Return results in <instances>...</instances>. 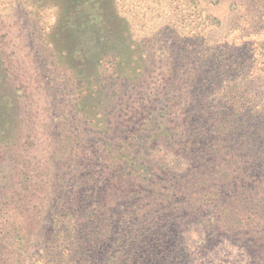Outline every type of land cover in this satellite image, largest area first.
Segmentation results:
<instances>
[{
	"label": "rangeland",
	"instance_id": "1",
	"mask_svg": "<svg viewBox=\"0 0 264 264\" xmlns=\"http://www.w3.org/2000/svg\"><path fill=\"white\" fill-rule=\"evenodd\" d=\"M54 1L0 0V264H255L224 217L192 205L217 121L240 129L264 103V0H113L125 42L106 55L92 16L82 41L64 37L86 4ZM82 148L100 187L79 201ZM152 198L168 202L148 218Z\"/></svg>",
	"mask_w": 264,
	"mask_h": 264
},
{
	"label": "trees",
	"instance_id": "2",
	"mask_svg": "<svg viewBox=\"0 0 264 264\" xmlns=\"http://www.w3.org/2000/svg\"><path fill=\"white\" fill-rule=\"evenodd\" d=\"M78 2L86 4V9L88 8L87 11L91 12V15L87 13L83 15L82 12L85 13L83 7L78 13L77 19L75 18L78 22L76 32L80 29L79 34L73 32L71 28L67 29L64 31L65 39L68 40L71 37V42L72 40L82 41L81 33L86 29L84 27V20L91 21L89 16H92L91 18L94 21L87 23L91 24L89 46L92 43L93 49L98 50V54L102 53L106 55L108 53L104 51L105 49L114 50L118 43L122 45L125 42L124 25L112 5L113 0H57L54 1V4L58 3L60 6L62 5L65 12L69 13L72 8H77ZM99 33L103 34L104 39L100 38ZM78 37L81 38L78 39ZM71 42L68 45L69 47L72 46ZM57 43L60 45L58 41ZM111 56L115 57L116 54H111ZM112 91L115 92L114 90ZM104 94L103 91L99 92V96H104ZM78 98L80 102H84L83 111H86L88 106L86 99H81L79 94ZM80 102L79 104L81 105ZM228 104L230 106H226V104L225 106L231 111L237 108L244 110L250 105V100L246 99L241 102L232 101ZM253 105V112L250 115L247 114L241 117L242 128L240 129L230 128L232 125L230 116H225L223 121H217L213 135L208 140V143L211 144L207 150L210 151L208 153L211 157V160L209 159L211 165L203 171V185L200 189L196 188V198L192 206L198 212L209 210L211 214H217V217H224L226 220V224L224 225L227 226L224 230L230 232L238 243L245 246V250L250 255L253 263L264 264V103L253 101ZM152 131L154 133L158 132L154 129ZM163 132L167 134L168 130L164 128ZM126 142H119L120 146L114 145L112 149L108 150V156L103 158V162H108L103 164L104 167H114L111 162L112 155L116 148H121V145H125ZM86 153V150L83 149L75 158L77 165V191L75 198L79 201L86 200L87 198L91 199L93 189L95 192L100 187L95 184L98 178L97 176L95 177L91 169L93 165L90 159L91 156L88 157ZM257 177L260 178L262 183L255 188L249 187L247 184ZM99 180L101 179L99 178ZM238 183L243 187L240 188L237 185ZM209 188H216L217 190L215 193H211L207 191ZM219 189L221 191L235 190L236 195L221 203ZM162 202L167 203L168 200L152 198L150 207L142 215L145 216L146 214L145 217L151 218L154 212H157V209L163 206ZM74 205L76 213L81 214L83 209L76 202ZM85 216H88V220H91L92 216L96 215L95 213L88 212L84 217H80L79 221L76 220L74 222V230L81 228L83 223L80 221H86ZM220 217L218 220L221 219ZM214 223L213 225L216 226L217 222ZM214 229L212 230L214 231ZM77 238L78 236L74 239ZM77 241H80V239ZM141 245L144 244L129 242V246H132L130 252H133L136 247ZM120 257H118L116 262L115 257L111 263L121 264L122 260H120Z\"/></svg>",
	"mask_w": 264,
	"mask_h": 264
}]
</instances>
